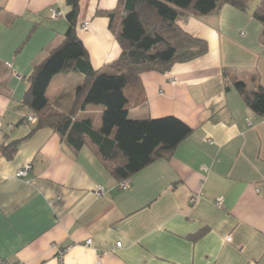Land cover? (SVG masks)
<instances>
[{
    "label": "crops",
    "instance_id": "obj_1",
    "mask_svg": "<svg viewBox=\"0 0 264 264\" xmlns=\"http://www.w3.org/2000/svg\"><path fill=\"white\" fill-rule=\"evenodd\" d=\"M118 1H81L77 36L95 70L122 53L102 15ZM252 2L245 12L223 5L217 14L178 20L208 43L209 52L165 74L144 73L147 104L129 118L175 117L193 132L169 159L127 180L124 190L89 145L75 151L52 129L32 134L35 123L24 121L32 115L23 106L28 79L65 39L66 0H0V146L21 141L12 160L0 156V258L20 264H264V117L231 83L237 78L250 91L264 88L263 26L253 18L260 1ZM83 80L55 76L47 90L53 106L70 110ZM102 113L88 106L79 115L100 126ZM28 165L27 176L17 177Z\"/></svg>",
    "mask_w": 264,
    "mask_h": 264
},
{
    "label": "trees",
    "instance_id": "obj_2",
    "mask_svg": "<svg viewBox=\"0 0 264 264\" xmlns=\"http://www.w3.org/2000/svg\"><path fill=\"white\" fill-rule=\"evenodd\" d=\"M81 1L66 0L70 11L65 39L34 67L23 106L36 118L32 134L50 128L75 151L89 145L107 172L121 183L154 162L169 159L193 132L175 117L129 118L131 111L147 104L141 79L144 73L165 74L176 64L191 62L209 52L208 43L186 33L178 20L217 14L223 5L245 12L252 0H119L114 10L102 15L109 19V28L122 53L117 61L99 70L92 67L77 36ZM253 18L263 26L260 39L264 45V0H260ZM59 74L84 78L67 111L53 106L47 96L52 79ZM223 77L232 78L226 71ZM231 83L246 106L264 117V88L250 91L237 78H232ZM88 106L103 108L100 126L80 117L79 112ZM24 121L31 123L28 117ZM20 142L0 146V156L12 160Z\"/></svg>",
    "mask_w": 264,
    "mask_h": 264
},
{
    "label": "built area",
    "instance_id": "obj_3",
    "mask_svg": "<svg viewBox=\"0 0 264 264\" xmlns=\"http://www.w3.org/2000/svg\"><path fill=\"white\" fill-rule=\"evenodd\" d=\"M52 15L53 17H57L60 15V13H58L57 11H52ZM85 27H87V25H85ZM28 121L31 122V123H35L36 122V118L34 116H29L28 117ZM30 170V165L26 166L25 169L19 171V173L17 174V177H26L28 172ZM120 187L124 190H127L130 188L129 186V182L128 181H124V182H121L120 183ZM101 192V191H100ZM195 199H193L194 201ZM222 202H223V199L222 198H219L217 200V206L218 207H222ZM230 240V239H229ZM87 244H91V241H88ZM118 247H121V243H118L117 244ZM0 264H20V263H16V262H11V261H7V260H4L2 258H0Z\"/></svg>",
    "mask_w": 264,
    "mask_h": 264
},
{
    "label": "rangeland",
    "instance_id": "obj_4",
    "mask_svg": "<svg viewBox=\"0 0 264 264\" xmlns=\"http://www.w3.org/2000/svg\"><path fill=\"white\" fill-rule=\"evenodd\" d=\"M252 1H253L252 3H255V2H257V1L259 2L260 0H252ZM30 168H31V166H30Z\"/></svg>",
    "mask_w": 264,
    "mask_h": 264
}]
</instances>
